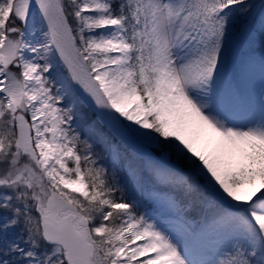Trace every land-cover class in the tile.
<instances>
[{
    "label": "snow or ice",
    "instance_id": "6c2138e0",
    "mask_svg": "<svg viewBox=\"0 0 264 264\" xmlns=\"http://www.w3.org/2000/svg\"><path fill=\"white\" fill-rule=\"evenodd\" d=\"M0 264H264V0H0Z\"/></svg>",
    "mask_w": 264,
    "mask_h": 264
}]
</instances>
